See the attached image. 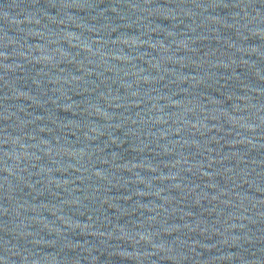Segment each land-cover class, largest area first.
<instances>
[{"label": "water", "instance_id": "obj_1", "mask_svg": "<svg viewBox=\"0 0 264 264\" xmlns=\"http://www.w3.org/2000/svg\"><path fill=\"white\" fill-rule=\"evenodd\" d=\"M0 264H264V0H0Z\"/></svg>", "mask_w": 264, "mask_h": 264}]
</instances>
